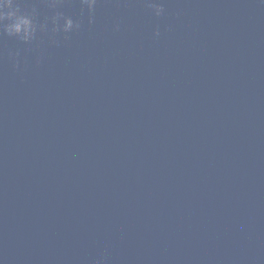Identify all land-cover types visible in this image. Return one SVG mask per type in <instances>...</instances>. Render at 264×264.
Listing matches in <instances>:
<instances>
[{
    "label": "water",
    "instance_id": "95a60500",
    "mask_svg": "<svg viewBox=\"0 0 264 264\" xmlns=\"http://www.w3.org/2000/svg\"><path fill=\"white\" fill-rule=\"evenodd\" d=\"M162 2L19 0L81 29L0 32V264H264V3Z\"/></svg>",
    "mask_w": 264,
    "mask_h": 264
},
{
    "label": "clouds",
    "instance_id": "9594fccd",
    "mask_svg": "<svg viewBox=\"0 0 264 264\" xmlns=\"http://www.w3.org/2000/svg\"><path fill=\"white\" fill-rule=\"evenodd\" d=\"M66 0H45L47 6L51 9L60 8ZM80 6L87 10V23H94V12L99 0H78ZM144 5L150 10L153 17L159 19L166 14V10L162 0H143ZM264 3V0H261ZM81 29L80 20L66 16L61 11H56L53 15L46 18L43 22L37 23L36 10H23L19 0H0V32L4 35L17 39L21 44L30 45L37 39V33H47L49 43L58 44L56 39L58 35L67 37L68 34L79 31ZM113 31H120V23L113 24ZM161 35L159 26H156L152 32L154 39ZM19 53L11 54V66L13 70L20 68L16 57ZM39 63V60H37ZM98 264H104L101 258Z\"/></svg>",
    "mask_w": 264,
    "mask_h": 264
}]
</instances>
